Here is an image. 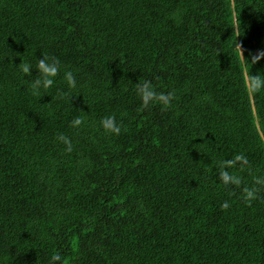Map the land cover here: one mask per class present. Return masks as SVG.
<instances>
[{
	"label": "trees",
	"instance_id": "16d2710c",
	"mask_svg": "<svg viewBox=\"0 0 264 264\" xmlns=\"http://www.w3.org/2000/svg\"><path fill=\"white\" fill-rule=\"evenodd\" d=\"M260 51L264 0H0V264H264ZM42 53L62 71L34 95Z\"/></svg>",
	"mask_w": 264,
	"mask_h": 264
},
{
	"label": "clouds",
	"instance_id": "9594fccd",
	"mask_svg": "<svg viewBox=\"0 0 264 264\" xmlns=\"http://www.w3.org/2000/svg\"><path fill=\"white\" fill-rule=\"evenodd\" d=\"M264 58V51H260L258 54L252 57V63L259 61L260 59ZM20 70L25 75H31L33 66L29 62H23L18 65ZM35 69L37 72V77L31 82V89L34 95H38L41 89L47 90L49 89L54 83L56 77L61 73L62 66L59 58L54 56H49L47 54L42 53V58H37V63L35 65ZM63 76L66 82L70 87L76 86V77L70 70H64ZM137 94L139 95L143 105L145 107L149 106L152 103L159 102L164 106H167L171 99V93H163V92H156L152 83L150 81H138L137 83ZM249 87L252 93L259 92L264 90V75L256 74L252 75L249 74ZM72 126H79L82 123L81 118L77 117L72 122ZM101 126L108 132L118 134L120 132V126L117 123L116 117L109 115L102 119ZM57 139L63 142L67 146V150L71 151V141L70 139L65 136L64 134H60ZM241 166L247 165L248 160L243 154H237L234 158L221 161L219 166V177L223 181V183L227 185H239L241 183V179L238 175L233 174L229 169L234 168L237 163ZM256 184L264 183V177H257L255 180ZM245 198L251 202L252 199L256 197V189L253 188H246L245 189ZM223 208H228L229 203L225 201L222 205ZM62 257L59 254H54L51 257V264H56V262H61Z\"/></svg>",
	"mask_w": 264,
	"mask_h": 264
}]
</instances>
